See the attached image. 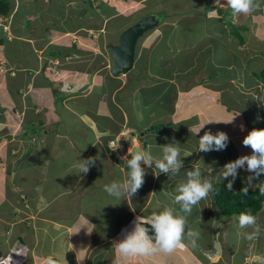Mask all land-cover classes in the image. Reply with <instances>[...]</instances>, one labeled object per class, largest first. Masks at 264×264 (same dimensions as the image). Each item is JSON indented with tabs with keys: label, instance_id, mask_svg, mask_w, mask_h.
Here are the masks:
<instances>
[{
	"label": "crops",
	"instance_id": "crops-1",
	"mask_svg": "<svg viewBox=\"0 0 264 264\" xmlns=\"http://www.w3.org/2000/svg\"><path fill=\"white\" fill-rule=\"evenodd\" d=\"M9 1L10 14L4 17L0 16V92L2 91L0 94L7 100L2 104L0 96V186L2 183L3 190L8 192V197L12 201L4 205L3 215L5 217H0V264H46V259L49 256L53 259L57 256L65 257L67 264H207L215 254L217 255V250L214 249L215 254L211 255L212 250L204 252L186 248L177 250L170 255L158 253L150 257L123 260L113 247L114 243L127 237L131 228L135 229L138 223L137 218L147 219L151 214L162 211L165 204L170 206V201L164 203V200L168 198L165 197L163 189L168 188L171 195L175 196L178 185L187 182V173L193 171L196 166L200 167L202 176L210 179L214 184L219 182L218 179H221L224 165L235 161L228 148L221 151H199V139L205 132L215 134L212 131L213 124L212 122L209 124L208 117L212 110L211 105L209 106L210 93L201 86V81L196 82L194 77L189 76L191 69L195 68V66L192 67L195 63L185 64L186 66H172L168 61L163 68L156 64L155 67L158 68L156 72L149 74L152 72L150 55L156 46H159L160 39L171 38L172 34L176 33V25L181 19L186 18V15L191 16L192 13L189 14L186 11V5H180V2L175 3L174 6L163 4L169 13L163 11L165 16L160 21L161 23L139 40L133 72L119 76L118 78H122L123 84L118 88L114 87L110 93L111 97L119 94V99L123 104L119 105L120 110L113 113L110 110V104H107L103 111L100 110L101 106L98 110L92 111L85 105V101H90L89 99L95 96L103 101L102 94L108 93H104L103 81L97 76L102 74L103 78L107 75L113 78L110 74L112 60L107 61V64L101 63V61L91 63L82 57L81 53H75L79 57L76 58V61L80 60L77 65L79 68L76 66L77 68L74 70H69L72 73L71 78L59 79L58 74L51 75V71L56 65L60 63L68 65L67 61L72 60V56L70 54H64L62 58L61 56L60 58L50 56L48 60H45L42 55L47 45L42 44L39 47L43 48L42 54H36L38 43H35L34 40L37 42L40 40L34 37V33L30 32L26 26L33 14L22 12L18 15L19 9L24 3L28 5L33 3V0ZM208 1L215 4L217 0H194L195 10H201V15H196V17L199 20H202L201 17L204 20H212L213 23L219 25L217 18L205 16L202 11L205 6L201 9V5ZM263 1L257 0L260 6L253 13L247 16L233 17L226 0H221V3L227 8L229 19L232 20L231 24L237 28L238 34L247 33L244 38L245 42L240 46L232 35L237 44L236 48L243 49V53L249 43L247 39L256 38L258 33L264 36V30H261L264 28ZM72 3L70 9L72 16L76 19H85L88 14L84 13V9L87 10V6L93 8L92 1L88 5L79 0L78 9H74ZM45 4H48L47 0ZM98 8L101 15L102 7L99 5ZM169 14L173 16L168 18ZM93 15L95 16V14ZM16 16H18L17 21L21 26H16L14 22ZM32 17L36 18V15ZM38 17H40L39 14ZM45 17V26L48 28L53 25L52 19H47V12ZM68 17L70 18V16ZM167 23L169 25H166ZM67 24H69V20H67ZM221 25L227 28V34L230 35V25L226 26L224 23ZM96 29L101 31L100 27ZM74 32H77L76 29L73 32L66 30L62 35L67 38ZM85 32L83 29L81 34H85ZM153 34L157 37L153 38L155 36ZM151 40H153L154 47L148 49L147 45ZM56 41L57 39L54 38L53 42ZM209 44L204 47L205 50H210ZM260 45L263 47L264 43H259V45L252 43L249 47L258 50ZM18 47L20 58H16L17 53L9 49ZM22 48L30 50L26 57H21ZM195 48L194 44L188 50ZM79 49L81 50L80 46ZM141 55L145 57V64L142 68L138 67L137 69L135 64L142 57ZM253 56L256 57V54ZM252 61H254V57ZM104 64L106 66H103ZM81 66L85 69H81ZM202 67H207L206 61L198 68ZM159 68L163 70L170 68V71L160 74ZM142 70L146 71L141 72ZM197 73L196 71L194 74ZM49 75L54 77L57 82L53 83ZM142 75H147V79ZM131 78L138 79V83L131 91L125 90V93H122V90L127 86L125 83ZM233 80L234 78L229 79V81ZM98 81H102V83ZM50 82L53 84L50 85ZM143 83L146 84L143 85ZM166 84L169 88L168 95L172 97L173 102L172 109L164 108L166 115L170 113L169 117L164 119L157 115L155 106L158 105L161 98L167 96ZM50 86L51 89H49ZM110 86L113 87L112 83ZM201 87L204 89L203 92L200 91ZM42 89L45 91L41 93ZM202 94L204 95L202 96ZM182 98L187 100L190 98V109L185 110L191 113L175 119L173 115L182 112V110L177 112L176 109L178 102V106L182 108ZM106 99L109 98L105 97ZM211 99L214 104L218 101L212 95ZM198 103H200L199 107ZM56 109L62 110V113L56 115ZM194 115L195 120H193ZM161 117L162 119H160ZM72 119L75 121L71 123ZM63 120L69 122L67 128L58 126V123ZM173 120H176L177 123L175 124ZM50 121L54 123L55 133L38 139L32 129L35 126L43 127ZM179 122H183L181 129L178 128ZM25 126L30 127L28 130L31 138L23 134L22 130ZM153 126L158 128L155 133L157 137L159 134L163 135L165 131L176 132L182 137L186 135L185 142L171 144L164 140L163 143H157L152 140L153 133L142 136V132ZM51 129H53L52 126ZM128 136L130 139L126 141L125 137ZM227 136L228 141H234L229 134ZM160 138L158 137V139ZM109 141L116 142L115 150L107 146ZM177 144L182 150L180 156L182 167L176 175H173L171 171L168 173L159 172L155 167V162L150 166L141 162V167L146 173L144 176L146 181L136 194L129 196L128 192H124L118 201L104 191L106 184L123 183L128 179L130 170L127 167V161L136 152L144 151L152 155L154 159H162L163 148ZM240 149V154L247 156L248 147L240 143ZM88 157H97L96 163L89 165L87 175L80 174L73 165L78 160ZM11 163L12 165H10ZM246 168L245 165L244 168L237 169L240 174L237 175L235 182L239 183L247 174L246 183L252 189L256 186L255 174L248 172ZM49 170L53 176L49 177L45 184L43 174H48ZM209 170H211L210 174H214L212 178L210 174H207ZM230 177L225 179V184H228ZM249 177H253L251 186H249ZM142 189L146 190V195L140 201L136 195ZM87 192H90V196L86 202H83L84 194ZM63 197L64 201H59ZM152 203L155 205H151ZM171 206H173V202ZM199 209L201 216L210 215L211 211V213L214 212L210 215L209 230L210 225L220 222L218 213L213 210L211 196L199 203ZM49 210L55 211L49 212ZM231 222L228 221L226 224L230 226L233 224ZM109 226H112L111 230H108ZM215 230L216 228H214ZM221 234L213 235L210 242L212 243L213 240L216 244L223 238L227 243L225 233L221 231ZM237 241L239 240L237 239ZM185 243L190 242L188 240ZM237 244L238 248L236 249L237 246L233 247L232 251L234 259L237 257L238 260L232 262L242 264V258H245L248 252L249 255L251 254L247 246L241 248L239 242ZM243 250H246L245 253L240 254ZM254 251L264 255L260 249Z\"/></svg>",
	"mask_w": 264,
	"mask_h": 264
},
{
	"label": "rangeland",
	"instance_id": "rangeland-1",
	"mask_svg": "<svg viewBox=\"0 0 264 264\" xmlns=\"http://www.w3.org/2000/svg\"><path fill=\"white\" fill-rule=\"evenodd\" d=\"M45 1L46 0H33V3L28 5L24 3V5L19 9L18 15H20L22 12H29L32 13L33 15H36V18H33L32 15L28 20V23L26 24L28 30L34 33V37L40 40V42L34 40L35 43H38L37 44L38 48H36L37 49L36 54L37 53L38 55L42 54L43 48H39L40 45L42 44L44 46L47 45L45 52L42 55V57L45 60H48L50 56L54 58H60V56L62 58V55L64 54H70L72 56V60L70 59L69 61H67L68 65H66L65 63H60L58 65L55 64L56 66L51 71V75L58 74L59 79L71 78L72 73H70L69 70H74L75 68L78 67L77 65L79 64L78 62L80 60L76 61V58L79 57L76 56L75 53H81V56L84 57L86 60H89V62L91 63L96 61H101V63L103 62L107 64V61L109 60L111 61L112 58L110 57V55H107L106 47L109 43L117 44L118 37L120 33L124 30L123 28L122 29L120 28L124 23L126 24L129 22L134 24L139 19H141L140 18L141 14L147 12L148 14H152L151 12L160 13L163 11L169 13L166 10V8H164L163 4H167L168 6L169 5L174 6L175 3L180 2V0H103V5L106 6L105 8L108 9V11L114 12L113 16L109 17L108 15H105V13L103 14V12H101L100 15V9L98 8V6L100 5L101 0H92L93 8L91 10L87 6L88 15L85 16V19L84 18L76 19L72 16V10L70 9V4L73 2L72 6L74 7V9L76 8L78 9L79 0L76 1L72 0L71 2L70 0H47L48 4L44 5ZM80 1L85 3V1L83 0ZM182 1H185L184 5H186L185 6L186 11L189 12V14L190 13L192 14L191 16L186 15L187 16L186 18L181 19L179 24L176 25V29H177L176 33L172 34L171 38L160 39L159 46L157 45L158 47L156 46V48L152 51L150 55V59L152 62V67H151L152 72L151 73L149 72V74H153L154 72H156V70L158 69L157 67H155L156 64L157 65L159 64L163 68L165 63H167L168 61L171 62L172 66L174 65L186 66L194 62L195 64H193L192 67L195 66V68L191 69L189 76L194 77V79L197 80L196 82L201 81V86L205 90H208L210 93L209 106L211 105L212 110H210L208 114L209 124L212 122L213 124L212 131H214V134L222 131V132H226L231 136V139H233L234 141H228L226 149L227 148L229 149V151L232 153L231 156L234 158V160H236L243 156V154H240L239 152L240 143H242L243 139L248 135V133L253 129H264V86L258 80L251 81L250 79H247L246 81L245 78H248L249 76L240 77L239 76L241 74L240 71H242V73H245L246 71L240 70L239 69L240 67L238 66V64L242 62L243 60L242 58H244L245 60L249 58V60L254 64L251 65L254 69H256L257 71L261 70V68L264 69V64H263L264 58L263 56L260 55V52L264 50V45L263 47H261L260 45L258 50H254L249 47L250 44L252 43L255 45H259V43L262 42L264 43V36L258 33L256 38L247 39L249 43L248 45H246L247 48H245V52L243 53L242 52L243 49L238 50L236 48L237 44L234 41L235 39H233L232 37V33H230V35L227 34V28H224V26L222 25L220 26V24L218 25V23H213L212 20L211 21L204 20L203 17H201L202 20H199V18H197L196 15L197 16L201 15V10L200 11L195 10L194 0H188V1L182 0ZM262 4H264V1L262 2ZM203 6H205V4L201 5V9L203 8ZM46 12H47V19L48 20L52 19V23H53V25L48 26V28H46L45 26ZM38 14L40 15V17H38ZM93 14H95V16ZM68 16H70V18ZM171 16L173 15L169 14L168 18H170ZM17 20H18V16H16V20L14 21L16 26H21L19 25ZM67 20H69V24H67ZM126 20H128V22ZM166 25L169 24L167 23ZM98 27L101 28L100 29L101 31H98L96 29ZM75 29L77 32L69 34L67 38L63 37L62 34L66 30H70L73 32ZM83 29H85L86 31L85 34H81ZM102 29H104L103 32ZM88 30H92V31L90 32ZM261 30H264V28ZM246 34L247 33H241V36L245 37ZM79 37L82 38L80 39ZM156 37L157 36L155 35L153 38ZM54 38L57 39L56 42H53ZM212 40L213 42L211 43ZM152 42L153 40H151L147 45L148 49L154 47ZM194 44L196 48L193 50H188L190 49L191 45ZM207 44H209L210 50L204 49V47H206ZM238 44H239V40H238ZM78 45L81 47V50L79 49ZM9 49L17 53L18 56L16 55V58H20L19 47L16 49H11V48ZM5 51L4 54L6 53ZM28 51L30 50L22 48L21 57H26ZM253 54H256V57L253 56ZM253 57L255 62L252 61ZM205 61L207 63V67L198 68L201 65H203ZM106 64H104L103 66H106ZM92 65L94 67V63ZM81 67H82L81 69H85L83 68V66ZM162 68H159L160 74H166L167 72L170 71V68L169 70L168 69L163 70ZM94 70L96 71L97 69ZM194 71L197 72L199 71V72L197 74H194ZM213 73L214 75H211ZM210 75H211L210 77L211 79L208 78V76ZM158 76L160 75L158 74ZM234 76H238V78H234ZM229 77H233L234 80L229 81ZM97 78L102 79L104 84L102 85L103 91L108 93L102 94L104 96V97L101 96L103 101H100V99H98V96H95L94 98H90L89 99L90 101L88 100L85 101L86 107L92 111L93 110L96 111L101 106L100 110L103 111L105 106L107 104H110L109 106L111 108L110 110H112L113 113L117 112L118 110H120L119 105L122 104V102L119 99L120 95L115 94L113 97H111L110 93L112 89H114V87H119L120 85L123 84L122 78L120 79L116 77L112 78L110 75H107L105 78H103L102 74L98 75ZM144 78L147 79V75H145ZM54 79H55L54 77H51L53 83L57 82V80ZM102 81H98V82L102 83ZM140 81L142 82V80ZM53 83L50 82V85H52ZM110 83H112L113 85L112 88L110 86ZM134 83H135L134 78H131V85L133 86ZM125 84L128 85L129 81H127ZM144 84L146 83H143V85ZM165 86H166L167 96L161 98L158 105L155 106L157 115L162 116L164 119L169 117L168 115L170 114L167 113L166 115L164 108L172 109V102H173L172 97L168 95L169 88L167 87V84ZM202 87L200 89L201 92H203L204 90ZM51 88L52 87L50 86L49 89ZM110 88L111 90L109 91ZM156 89L159 90V88ZM44 91L45 89H42L41 93ZM122 93H125V88L122 90ZM152 94L155 95V93ZM203 95L204 94H202V96ZM211 95L218 100L215 102V104L211 99ZM105 97L109 99L105 100ZM186 98H182V108H180L181 106L180 107L178 106L179 102L176 104L177 112L179 110L180 111L182 110V112H178L175 115H173L175 119L180 118L181 116L184 117L190 115L191 112H187V110H185V109H190V98L188 100ZM6 101L7 100L1 96V103L4 104L6 103ZM199 106L200 103H198V107ZM0 112H1V105H0ZM60 113H62V110L59 109L55 110L56 115H59ZM162 117L160 119H162ZM193 117H194L193 120H195V115ZM234 117L235 119H233ZM74 121L75 119L70 120L71 123ZM173 121L175 122V124L177 123L176 120ZM190 121L191 119L189 120V122ZM51 126L53 127V129H51ZM58 126L67 128L69 126V122L67 120H63L58 123ZM178 126H179L178 128L181 129L183 127V122H179ZM43 127L35 126L34 129H32L34 135L38 139L44 138L47 135L51 136L56 131L54 123L52 121L45 124ZM28 129H30V127L25 126L22 131L23 134H25L26 136L28 135L31 138L30 131ZM153 135L154 136L152 137V140L156 141L157 143H163L164 140H166L171 144H174L175 142L177 143L181 142L182 144L183 142H185L186 139V135L182 137L180 134H177L176 132L169 133L168 131H165L164 134L161 136L159 134L158 137H161L160 139H158L155 133H153ZM129 139H130L129 136L125 137L126 141H128ZM110 147L113 148V144H111ZM251 154H252L251 149H249L247 156H250ZM10 165H12V163ZM210 172L211 170H209L207 174H210ZM239 174L240 171L238 170L237 175ZM43 176H44V182L46 184V181L48 180L49 177L53 176V173L51 172V170H49V173L48 174L44 173ZM213 176H214L213 173L210 174L211 178ZM218 180L221 183H224L226 181L225 179L222 178V176L221 179ZM230 180H232V177H230ZM246 180H247V174H245L244 179L239 181V183L243 181V184L247 186ZM145 181L146 180H144V182ZM239 183L234 181L232 189L237 188ZM163 192L165 194V197L168 198L164 200V203L170 201V206L165 204L163 207L164 208L172 207L174 214L187 216V214L182 213L180 211L179 205H176L174 203L175 196L171 195V191L168 188L167 189L165 188L163 189ZM145 195H146V190L143 191L142 189L140 193H138L136 196L141 201ZM89 196H90V192L85 193L83 197V202H86ZM91 196L93 195L91 194ZM109 200L111 199L109 198ZM11 201L12 200L8 197V192H5L3 190V185L1 183L0 186L1 216L0 217H5L3 215L4 205ZM59 201H64V197L59 199ZM172 202H173V206H171ZM151 205H155V204L152 203ZM55 210H49V212H54ZM213 210L215 209L213 208ZM262 210L263 211L261 213L259 212L258 223H259V227L262 230H264V226H263L264 205ZM211 212L210 215L214 213ZM210 215L207 216L204 215L205 217L201 216L199 205L194 207L191 215L187 216L188 224L186 225V232L189 228L197 229L200 231V239L198 240L194 236L185 237L186 242L188 240L189 242H191L194 239H196V242L198 241L200 246L196 250L199 251L202 250L204 252L212 250V252L210 253L212 255V253L215 254L216 248L214 247L215 242L212 240L211 243L210 239L213 237V235H218V234L222 235L221 231L225 233V237L228 242L225 243L226 241L223 238L222 241L219 240V243L222 246V252L217 255L215 254L214 257L211 258L207 264H234V262L232 261L238 260V258L236 257L234 259L232 249L233 247L236 246H237L236 249L238 248L237 242H239L241 248L247 246L248 251H250V249L253 250L260 249L261 251L264 252V231H262L260 238L256 241L248 242L243 239H239V241H237L236 232L238 229V221H234L233 220L235 219L234 217L227 218L218 215L220 222H217L215 225L213 224L210 225V230H209V224L211 222ZM228 221H232L231 224L233 223L235 225L233 224L230 226L229 224L227 225L226 222ZM111 228L112 226H109L108 230H111ZM214 228H216L215 231ZM133 231L134 229L131 228L128 234L132 233ZM125 238L126 237H124L123 239ZM226 245H228L229 247L228 246L225 247ZM245 251L246 250H243L240 254L242 253L244 254ZM210 254L208 255L209 257ZM249 256L250 255L248 252V255L245 258H242L243 260L242 264H249Z\"/></svg>",
	"mask_w": 264,
	"mask_h": 264
},
{
	"label": "clouds",
	"instance_id": "clouds-1",
	"mask_svg": "<svg viewBox=\"0 0 264 264\" xmlns=\"http://www.w3.org/2000/svg\"><path fill=\"white\" fill-rule=\"evenodd\" d=\"M226 4L231 9L233 17H238L240 15L247 16L260 6L257 0H226ZM156 20L159 21V25L161 20L157 18ZM107 55L109 54L107 53ZM233 119H235V117ZM153 127H155L153 133H156L158 128L157 126ZM145 131L141 134H144ZM228 139L227 134L222 131L217 132L215 135L205 132L199 139V151L208 152L210 150H224L227 146ZM111 144H113V148L110 147ZM242 144L245 147H249L252 154L250 156H242L224 165L222 178L227 179L229 176L232 177V180L228 181L226 186L229 191L232 190L233 183L237 178V169L244 168L246 165V170L248 172H255L256 177L264 173V129L251 130L243 139ZM107 146L115 150L116 142L109 141ZM181 151L178 144L176 146L168 145L162 150V159H154L152 155L144 151L136 152L132 155L131 159L127 161V167L130 170L128 179L123 183L112 182L110 185L106 184L104 186V191L118 201L122 198L124 192H128L129 196L136 194L137 190L142 187L146 174L141 167V162L149 166L155 162V167L159 172L168 173L171 171L173 175H176L178 170L182 167L180 161ZM128 156L129 154L127 157ZM96 160L97 157H88L84 160H78L73 167L77 169L80 174L87 175L89 172V165H95ZM187 177L186 183H180L178 185L174 203L179 205L182 213L190 216L193 208L198 206L202 200L208 199L215 192V188L210 179L202 176L199 166H196L193 171L188 172ZM252 179L253 177L248 178L249 186H251ZM243 191L245 195L248 194L247 187L244 188ZM260 194L264 195V188L260 189ZM187 216L174 214L172 207H166L159 213L151 214L147 219L137 218L138 223L134 231L128 234L124 240L114 243L113 247L123 260L150 257L158 253L170 255L177 250L186 248L196 250L199 248L196 239H200V231L189 228L186 232V225L188 224ZM258 219V216L254 215L251 210L241 212L237 217V239H243L248 242L258 240L262 231H264L259 227ZM150 231L152 235H149ZM186 236H194L196 239L192 240L190 243H185ZM215 248L217 254L222 252V246L219 241L216 242ZM250 253L249 264H264V255L256 253L253 249H250ZM9 259L11 260V256ZM46 264H67V261L65 257L61 258L57 256L53 259V257L49 256L46 259Z\"/></svg>",
	"mask_w": 264,
	"mask_h": 264
},
{
	"label": "trees",
	"instance_id": "trees-1",
	"mask_svg": "<svg viewBox=\"0 0 264 264\" xmlns=\"http://www.w3.org/2000/svg\"><path fill=\"white\" fill-rule=\"evenodd\" d=\"M92 0H85V2L90 5ZM188 1V0H186ZM185 3V1L180 0V5H183ZM212 3V2H211ZM210 1H208L205 4V8L204 10H202L205 13L206 17H215L218 19L219 24L224 23L226 26L230 25V32L232 33L233 37L236 38V40H239V44L243 45V43L245 42V37L241 36L240 34H238L237 32V28L235 26H233L231 24V19H229V13L226 11V7H224V4L221 3V0H217L215 4H211ZM211 4V5H210ZM177 5V4H176ZM100 6L102 7V12L103 14L105 13V15L111 16L113 13L112 11H108V9H106L103 5V0H101ZM178 7V6H176ZM90 8V7H89ZM195 8V6H194ZM92 10V8H90ZM85 12L84 13H88V11L86 9H84ZM189 10V9H188ZM11 11V5H10V1L9 0H0V16H8L10 14ZM94 12V11H93ZM152 14H141V17H145L148 15H154L157 19L162 20V18L164 17V13L160 12V13H156V12H151ZM124 16V15H123ZM128 22V20H126ZM128 24V25H126ZM124 23L122 25V27L120 29H125L126 27H128L129 25L133 24V23ZM126 25V26H125ZM260 55L263 56L264 58V50L260 52ZM142 57L139 58V61L135 64V66L139 68H142V66L145 64V60H144V55H141ZM242 58V57H240ZM242 62L238 64V66L240 67V70H245V73H242V71H240V77H247L245 78V80L247 81V79H250L251 81L253 80H258L259 82H261V84L264 86V69L261 68V70L257 71L256 69H254L251 65H254L249 58L247 60H245L244 58H242ZM238 62V61H237ZM264 64V62H263ZM262 64V65H263ZM146 70H142L141 72H144ZM133 72V71H132ZM191 72V71H190ZM196 71H194L195 73ZM199 72V71H198ZM211 75H214L211 74ZM210 76H208L209 79H211ZM238 76H234V78H237ZM118 78V77H117ZM233 77H229V79H231ZM249 80V81H250ZM129 81V85H127L125 87V90H129L131 91L133 89V87L135 86L136 83H138V79L135 78V83L132 86L131 85V79L128 80ZM118 88V87H115ZM218 88V87H217ZM104 93H106L104 91ZM102 97H104L102 95ZM249 147L247 149L248 153ZM239 151H241V149L239 148ZM244 154H246L245 152H243ZM255 174V172H254ZM254 178L256 180V186L254 188H249L248 186H246L245 184H243V182H240L238 187L235 189H232L231 191H229L227 189V185L225 183H221V182H216L213 184L214 188H215V192L211 195V200H212V204H213V208L215 209V211L218 213V215L220 216H224L227 218H232L234 217L236 221L237 217L239 216V214L241 212H245L248 210H251V212L254 215H258L259 216V212L261 213L263 210V205H264V195L260 194V189L264 188V173H261L259 177H256V175H254ZM248 188V194L245 195L243 189L244 188ZM149 235H152V232H149ZM198 243V241H197ZM199 245V243H198ZM200 246V245H199Z\"/></svg>",
	"mask_w": 264,
	"mask_h": 264
},
{
	"label": "water",
	"instance_id": "water-1",
	"mask_svg": "<svg viewBox=\"0 0 264 264\" xmlns=\"http://www.w3.org/2000/svg\"><path fill=\"white\" fill-rule=\"evenodd\" d=\"M158 23L159 21L152 15L142 17L120 33L116 45L109 44L106 47V51L113 61L110 69L113 77L126 75L133 70L139 40L146 33L155 29ZM154 131L155 127H152L146 130L144 134L153 133Z\"/></svg>",
	"mask_w": 264,
	"mask_h": 264
}]
</instances>
